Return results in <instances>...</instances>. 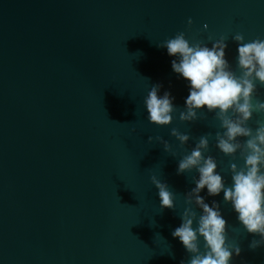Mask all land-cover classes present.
Segmentation results:
<instances>
[{
  "label": "water",
  "instance_id": "water-1",
  "mask_svg": "<svg viewBox=\"0 0 264 264\" xmlns=\"http://www.w3.org/2000/svg\"><path fill=\"white\" fill-rule=\"evenodd\" d=\"M181 31L209 46L210 35L226 36L235 69L232 37L264 39V0H0V264L188 259L171 233L197 173L177 174L179 160L211 132L206 155L227 183L230 163L243 161L215 147L213 113L182 122L177 111L166 126L147 120L143 100L157 83L184 109L186 81L157 46ZM256 98L264 100V85ZM257 119L264 114L250 126ZM172 128L192 140L180 147ZM153 175L173 191L175 209L160 207ZM206 193V202H221L229 241L242 248L233 264H264V247L248 249L253 236L223 194Z\"/></svg>",
  "mask_w": 264,
  "mask_h": 264
},
{
  "label": "clouds",
  "instance_id": "clouds-1",
  "mask_svg": "<svg viewBox=\"0 0 264 264\" xmlns=\"http://www.w3.org/2000/svg\"><path fill=\"white\" fill-rule=\"evenodd\" d=\"M193 23L189 18L188 24ZM208 27L207 24L204 25ZM236 42V68L227 58V37L193 42L186 33L178 32L157 46L165 48L171 60L173 72L186 81L188 95L184 109L174 105L175 97L170 91L160 95L162 84L151 86L143 103L147 120L160 126L170 125L176 118L182 122H194L213 113L219 121L215 132V147L226 156L237 157L243 164L231 162L228 171L231 183H227L219 169L217 159L210 151L211 132L199 136L190 151L178 162L177 174L195 170L192 177L195 187L185 195V207L181 223L171 235L178 238L188 259L180 264H233L241 257L242 248L235 240L229 241L228 221L223 215L221 202H206L201 193L206 189L208 197L220 196L229 203L236 220L253 239L248 249L255 251L264 247V119L250 126L254 114H264V100L257 99L258 85H264V39L245 41L242 33L232 37ZM238 70V71H237ZM171 136L183 147L192 140L189 133L172 128ZM159 141L165 151L172 152V145L163 137L149 136L148 141ZM175 154V153H173ZM158 189L160 207L175 209V196L168 184L155 175L151 177ZM258 237V239L256 238Z\"/></svg>",
  "mask_w": 264,
  "mask_h": 264
}]
</instances>
